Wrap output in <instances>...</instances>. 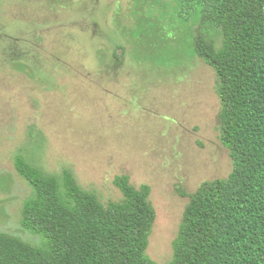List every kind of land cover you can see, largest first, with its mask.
<instances>
[{"label": "rangeland", "instance_id": "1", "mask_svg": "<svg viewBox=\"0 0 264 264\" xmlns=\"http://www.w3.org/2000/svg\"><path fill=\"white\" fill-rule=\"evenodd\" d=\"M167 1L140 35L131 0H0V232L42 243L21 231L33 190L20 155L47 176L72 173L103 205L122 201L118 176L149 186L146 255L172 261L191 196L233 162L219 76L188 50L194 8Z\"/></svg>", "mask_w": 264, "mask_h": 264}, {"label": "trees", "instance_id": "2", "mask_svg": "<svg viewBox=\"0 0 264 264\" xmlns=\"http://www.w3.org/2000/svg\"><path fill=\"white\" fill-rule=\"evenodd\" d=\"M167 2L131 0L134 32L147 33L153 8ZM170 2L194 8L187 46L219 76L220 138L233 171L191 196L169 264H264V0ZM14 165L33 190L21 231L42 243L0 232V264H156L146 255L157 217L149 186L118 176L122 201L103 205L70 172L47 176L20 155Z\"/></svg>", "mask_w": 264, "mask_h": 264}]
</instances>
